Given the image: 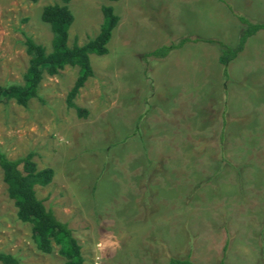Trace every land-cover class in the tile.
<instances>
[{"label":"rangeland","instance_id":"rangeland-1","mask_svg":"<svg viewBox=\"0 0 264 264\" xmlns=\"http://www.w3.org/2000/svg\"><path fill=\"white\" fill-rule=\"evenodd\" d=\"M225 1L264 23V0ZM53 4L62 0H0V87L23 85L26 36L51 52L41 12ZM103 6L119 22L108 53L90 55L93 77L74 100L87 117L66 106L77 69L44 74L40 100L0 103V149L11 161L33 154L38 170L54 172L36 197L68 224L84 264H264V32L225 80L214 45L148 56L185 38L235 49L242 27L218 1L70 0L69 47L97 36ZM31 231L0 171V252L65 264L56 246L40 253Z\"/></svg>","mask_w":264,"mask_h":264},{"label":"trees","instance_id":"trees-1","mask_svg":"<svg viewBox=\"0 0 264 264\" xmlns=\"http://www.w3.org/2000/svg\"><path fill=\"white\" fill-rule=\"evenodd\" d=\"M27 1L35 4L40 0ZM108 1L117 2L119 0ZM216 1L224 5L242 27L235 49L218 41L185 38L176 44L163 45L150 52L148 56L165 59L172 51L181 49L189 43L201 42L214 45L219 50L218 62L223 67L222 76L228 80V65L243 51L250 38L259 32H264V23L249 20L225 0ZM69 2L70 0H62V5L53 4L42 9L41 21L49 25L52 34L51 52L47 54L43 46L36 44L26 36V53L30 59L23 77V85L0 87V103L7 104L13 101L17 106L27 108L29 101L40 100L38 88L44 74L53 77L64 68L70 67L77 69V77L66 96V106L69 109H74L78 118L87 117V111L76 107L74 100L85 82L93 77L90 55L105 56L108 53L106 46L119 18L111 6L101 7L102 23L97 36L82 46L74 44L69 47V29L74 21L68 7ZM0 171L7 196L16 208L17 220L32 226V240L36 249L42 254L49 255L56 246L58 254L65 260V264H84L81 246L74 239L68 224L58 221L53 212L45 208L43 201L36 197L35 187L49 186L52 183L54 172L51 169L38 170L33 162V154L11 161L1 149ZM225 250L226 246L223 248V251ZM0 264H20V261L14 256L0 252ZM167 264L195 263L189 257L186 259L170 257ZM219 264L225 263L221 260Z\"/></svg>","mask_w":264,"mask_h":264},{"label":"clouds","instance_id":"clouds-1","mask_svg":"<svg viewBox=\"0 0 264 264\" xmlns=\"http://www.w3.org/2000/svg\"><path fill=\"white\" fill-rule=\"evenodd\" d=\"M98 248L103 247V243L101 242L100 244L97 245Z\"/></svg>","mask_w":264,"mask_h":264}]
</instances>
